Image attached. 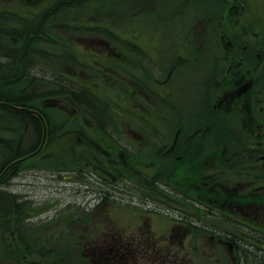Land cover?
I'll use <instances>...</instances> for the list:
<instances>
[{
	"label": "flooded vegetation",
	"instance_id": "af4514ba",
	"mask_svg": "<svg viewBox=\"0 0 264 264\" xmlns=\"http://www.w3.org/2000/svg\"><path fill=\"white\" fill-rule=\"evenodd\" d=\"M1 71L39 115L8 114L1 183L36 162L86 216L111 200L139 213L54 262L191 264L209 245L217 264H264V0H0ZM64 151L69 170L48 175ZM14 243L12 231L8 257L23 262Z\"/></svg>",
	"mask_w": 264,
	"mask_h": 264
},
{
	"label": "rangeland",
	"instance_id": "374dc122",
	"mask_svg": "<svg viewBox=\"0 0 264 264\" xmlns=\"http://www.w3.org/2000/svg\"><path fill=\"white\" fill-rule=\"evenodd\" d=\"M52 40L50 44L53 46L51 48L45 46V48L64 50L62 43L57 44L60 42L58 39L52 38ZM38 46L40 48L39 43L38 45L36 43L37 50H39ZM9 48H11L10 44ZM65 70L66 66H61V73L69 76L70 73ZM7 77H9L8 74ZM42 82L36 81L35 87H42L44 84ZM8 118V113L0 111V162L8 153L2 145L5 144L4 141L13 138L16 142L15 133L9 130ZM52 149L53 146L50 150ZM62 155L64 156L62 159L46 158L45 163L42 161L41 164H44H40V167L48 175L58 168L68 171L70 168L69 153L64 151ZM62 162L63 164L60 165ZM32 163L36 162H31L25 167H29L30 172H34L35 175L18 176L9 181L7 186L0 184V264H101L95 260H72L70 262L67 259H62L60 263H57L54 262L53 253L58 252L62 257L87 256V250L77 245V241L81 240L80 235L88 236L95 229L94 225L104 227L106 221L107 232L113 229L111 227L113 222L114 225L128 223L132 230L139 216L138 210H132L126 214L122 211L123 207L121 209L119 201L111 200L104 210L86 216L83 211L85 204L82 205L84 201L73 194L72 185L68 180L58 178V181H53L50 177L38 176L39 167L31 166ZM12 231H14L15 239L20 242L19 245L14 243L19 252L22 253L24 247L28 250L27 259L23 262L8 257L7 242ZM211 248L212 246L208 245V247L195 251L194 258L199 264H217L218 252ZM17 249L14 250L17 251Z\"/></svg>",
	"mask_w": 264,
	"mask_h": 264
},
{
	"label": "trees",
	"instance_id": "16d2710c",
	"mask_svg": "<svg viewBox=\"0 0 264 264\" xmlns=\"http://www.w3.org/2000/svg\"><path fill=\"white\" fill-rule=\"evenodd\" d=\"M4 41H2V43H5ZM4 73H5V76H4ZM7 74L10 77L13 73H7V72H2V71L0 72V76H1V79H0V101H7V102H11L15 105H18V102L13 101L10 97L7 96V91L4 88L5 85H4V83H2L3 80H5L6 78H9V77H7ZM0 111L5 112V113H11V111L8 109L0 108ZM0 182H1V180H0Z\"/></svg>",
	"mask_w": 264,
	"mask_h": 264
},
{
	"label": "water",
	"instance_id": "95a60500",
	"mask_svg": "<svg viewBox=\"0 0 264 264\" xmlns=\"http://www.w3.org/2000/svg\"><path fill=\"white\" fill-rule=\"evenodd\" d=\"M0 107L11 109V110L16 111V112H31V111L26 110L24 108L15 107V106H13V105H11L9 103H6V102H0Z\"/></svg>",
	"mask_w": 264,
	"mask_h": 264
}]
</instances>
